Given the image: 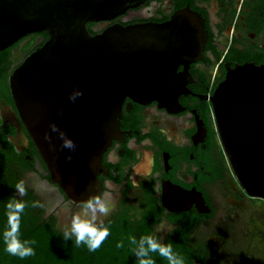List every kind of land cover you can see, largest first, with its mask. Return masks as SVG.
Wrapping results in <instances>:
<instances>
[{
	"label": "flooded vegetation",
	"instance_id": "1",
	"mask_svg": "<svg viewBox=\"0 0 264 264\" xmlns=\"http://www.w3.org/2000/svg\"><path fill=\"white\" fill-rule=\"evenodd\" d=\"M187 6L205 18L203 54L189 64L177 103L125 99L118 132L97 175L99 195L112 206L103 223L127 217L134 229L151 227L150 235L164 243L178 234V242L192 247L204 264H264V199L250 196L233 174L209 99L229 69L264 64V0H147L88 25L95 34L114 24L162 23ZM46 32L8 47L7 70L0 62V201L19 198L15 185L23 181L30 215L51 221L63 233L82 202L52 181L10 84L12 72L49 39ZM34 202L42 207H33ZM3 214L7 210L0 208Z\"/></svg>",
	"mask_w": 264,
	"mask_h": 264
},
{
	"label": "water",
	"instance_id": "2",
	"mask_svg": "<svg viewBox=\"0 0 264 264\" xmlns=\"http://www.w3.org/2000/svg\"><path fill=\"white\" fill-rule=\"evenodd\" d=\"M146 2L0 0V52L28 34H49L12 72L10 84L52 181L76 202L99 195L97 175L125 99L177 103L189 64L203 54L205 18L190 6L162 23L114 24L95 34L88 29L89 22L113 19ZM77 90L83 94L70 100ZM209 99L233 174L250 196L264 199V64L229 69ZM52 124L75 142V151L62 149Z\"/></svg>",
	"mask_w": 264,
	"mask_h": 264
},
{
	"label": "trees",
	"instance_id": "3",
	"mask_svg": "<svg viewBox=\"0 0 264 264\" xmlns=\"http://www.w3.org/2000/svg\"><path fill=\"white\" fill-rule=\"evenodd\" d=\"M88 29L94 34L89 25ZM9 56L10 52L7 48L0 52V62L4 63L5 70L10 64ZM7 203V201H0V208L7 210ZM6 215L0 216V264H138L132 251L136 246L130 243V237H135L139 241L142 236H148L151 233V227L146 229L140 226L134 229L127 217L111 220L106 225L110 230L109 237L99 249L90 252L86 245L77 247L74 237L72 240L65 241L63 233L55 229L51 221L30 215L26 208L21 215L20 238L36 241L34 245H31L35 250V255L20 259L5 251L3 233L7 229L8 217ZM189 229H185V237L188 236ZM121 241L124 247L117 248V243ZM168 243L172 245L174 252L183 257L184 264H204L202 257H199L192 247L187 243L182 246L178 242V234ZM151 255L156 264H168V261L160 257L158 253Z\"/></svg>",
	"mask_w": 264,
	"mask_h": 264
},
{
	"label": "clouds",
	"instance_id": "4",
	"mask_svg": "<svg viewBox=\"0 0 264 264\" xmlns=\"http://www.w3.org/2000/svg\"><path fill=\"white\" fill-rule=\"evenodd\" d=\"M82 94L78 90L74 91L69 99L75 101ZM50 129L53 133H59L62 149L75 151V142L65 133L60 132L55 124L50 125ZM44 139L51 143V137L47 133ZM66 159L70 161L72 157L68 156ZM15 189L19 198H11L6 205L8 222L7 229L3 233V240L8 254L25 259L35 255L31 245H34L36 241L20 238L21 215L27 207L22 198L26 196L27 190L23 181L18 182ZM32 206L42 207L39 202H34ZM111 211L112 206L108 199L100 195L90 196L82 201L79 211L70 217V223L63 230V239L67 241L74 237L77 247L86 245L90 252H95L110 235V230L104 225L102 218L107 217ZM130 243L136 246L132 251L138 264H156L152 253H158L160 257L168 261V264H184L183 257L173 251L170 243H164L153 235L142 236L139 241L135 237H130ZM116 247L123 248V242H118Z\"/></svg>",
	"mask_w": 264,
	"mask_h": 264
},
{
	"label": "rangeland",
	"instance_id": "5",
	"mask_svg": "<svg viewBox=\"0 0 264 264\" xmlns=\"http://www.w3.org/2000/svg\"><path fill=\"white\" fill-rule=\"evenodd\" d=\"M251 264H260L258 260L251 262Z\"/></svg>",
	"mask_w": 264,
	"mask_h": 264
}]
</instances>
